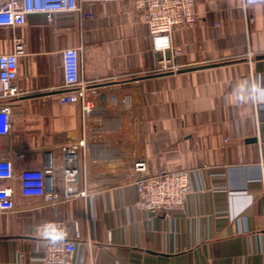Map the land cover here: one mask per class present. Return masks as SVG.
I'll list each match as a JSON object with an SVG mask.
<instances>
[{"label": "crops", "instance_id": "obj_1", "mask_svg": "<svg viewBox=\"0 0 264 264\" xmlns=\"http://www.w3.org/2000/svg\"><path fill=\"white\" fill-rule=\"evenodd\" d=\"M196 5L200 19L173 28L167 54L182 68L217 65L156 76L145 18L131 0L95 2L92 20L30 13L22 25L0 27V53L18 41L24 48L0 152L12 157L16 175L50 156L58 194L45 202L23 195L17 178L4 182L16 208L0 212V264H44L37 226L58 218L71 235L80 232L67 264H264V3ZM68 47L81 48L88 96H113L123 107L129 95L133 108L118 114L121 131L108 114L90 150L79 149L78 191L86 196L65 198L62 146L93 132L79 103L60 102ZM132 158L151 170L189 171L184 204L141 208L126 170Z\"/></svg>", "mask_w": 264, "mask_h": 264}, {"label": "built area", "instance_id": "obj_2", "mask_svg": "<svg viewBox=\"0 0 264 264\" xmlns=\"http://www.w3.org/2000/svg\"><path fill=\"white\" fill-rule=\"evenodd\" d=\"M98 1L114 0H2L0 1V27L22 25L30 13H44L49 20H52L56 13L75 12L82 19L92 20L95 13L91 7ZM131 2L135 10L144 14L152 50L155 52L149 74L178 72L182 66L167 54L173 48L171 32L177 25L194 23L200 19L196 0H131ZM256 3H264V0H244V7L247 8ZM23 52V44L18 41L14 51L0 53V134H8L12 128L10 100L20 95L14 80L18 76L19 57ZM175 54H179L178 49L175 50ZM62 65L64 90L61 93L60 102L79 103L82 108L85 131L93 130L90 138L85 134L80 140L62 146L65 198H70L76 195L86 196L85 190L78 191L81 176L79 149L90 150L93 139L102 129L103 119L108 114H112L115 120V130L121 131L122 117L118 114L123 109L131 111L133 104L129 95L125 96L123 107L112 105V99H115L113 96L103 95L98 101L88 96L87 86L81 76V48H65L62 52ZM107 101L110 102L111 107H108ZM126 170L134 181L138 205L141 208L170 212L173 208L184 204L190 190L189 171L166 168L151 170L147 160L142 158L127 160ZM52 174L53 164L50 156L43 167L25 168L16 175L12 157L0 152V212H9L16 208L14 189L11 184H4L5 181L16 178L20 181L23 195L40 196L45 202L58 199ZM36 235L45 241L43 252L38 257L44 264L70 263L73 254L79 251L77 238L80 232L76 228L75 234L71 235L63 219L41 222L37 226Z\"/></svg>", "mask_w": 264, "mask_h": 264}, {"label": "water", "instance_id": "obj_3", "mask_svg": "<svg viewBox=\"0 0 264 264\" xmlns=\"http://www.w3.org/2000/svg\"><path fill=\"white\" fill-rule=\"evenodd\" d=\"M217 64H205V65H201V66H191V67H185V68H181L178 72H187V71H193V70H197V69H202V68H206V67H211V66H215ZM173 72H165V73H158V74H149V76H156V75H163V74H172ZM250 141H256V138H249Z\"/></svg>", "mask_w": 264, "mask_h": 264}, {"label": "rangeland", "instance_id": "obj_4", "mask_svg": "<svg viewBox=\"0 0 264 264\" xmlns=\"http://www.w3.org/2000/svg\"><path fill=\"white\" fill-rule=\"evenodd\" d=\"M139 14H141V13H139ZM141 16H142V14H141ZM143 16H144V14H143ZM151 53V52H150ZM152 56H153V58H154V56H155V52H153V50H152ZM152 67V66H151ZM150 67V68H151Z\"/></svg>", "mask_w": 264, "mask_h": 264}]
</instances>
